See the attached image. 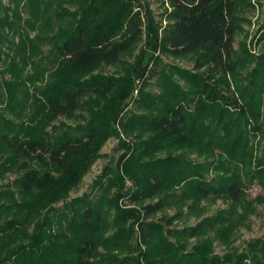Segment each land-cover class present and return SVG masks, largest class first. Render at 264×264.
Masks as SVG:
<instances>
[{
  "label": "trees",
  "instance_id": "16d2710c",
  "mask_svg": "<svg viewBox=\"0 0 264 264\" xmlns=\"http://www.w3.org/2000/svg\"><path fill=\"white\" fill-rule=\"evenodd\" d=\"M55 1L8 0L4 5L0 0V50L5 44L13 50L0 76L8 72L16 80L26 66L33 69L21 81L29 116L0 128V177L20 172L19 199L0 193V264H128L121 255L130 250L135 227L145 246L137 264H264V240L250 243L246 252L213 253L214 240L228 246L242 220L235 208L169 231L175 241L162 225L147 221L176 203L196 218L207 198L234 206L253 183L264 200V145L257 153L264 138V54L247 83L240 82L242 63L234 56L239 0H167L172 23L164 31L161 51L194 56L193 70L172 68L162 77L160 93L144 94L142 108L125 119L131 78L84 77L100 65H114L130 48L139 30L128 19L132 0L67 1L78 7V18L55 9ZM35 25L40 30L30 38ZM43 43L50 45L47 56H42ZM39 81L43 87L35 86ZM13 83L5 82L9 103ZM97 98L104 103L84 125L47 130L59 117L72 118L88 101L96 104ZM118 126L125 136L137 133L117 165L131 182V189L121 194L141 209H117L116 230L106 235L110 225L102 199L77 198L60 212L50 206L76 187ZM188 153L201 160L189 159ZM27 160L37 167L30 168ZM109 185L122 189L120 183ZM156 197V203L144 204ZM128 218L134 223L125 229ZM190 238L195 243L188 250Z\"/></svg>",
  "mask_w": 264,
  "mask_h": 264
},
{
  "label": "rangeland",
  "instance_id": "374dc122",
  "mask_svg": "<svg viewBox=\"0 0 264 264\" xmlns=\"http://www.w3.org/2000/svg\"><path fill=\"white\" fill-rule=\"evenodd\" d=\"M1 1L4 5L8 4V0ZM67 1L70 0L63 2L57 0L53 2V5L59 11L76 13L78 18V7ZM131 5L128 19L129 22L136 23L139 30L131 38L130 48L114 65H100L84 77H113L119 79V81L126 77L131 78L133 90L123 106L122 119L136 112L138 108H142V105L139 104V99L144 94L156 96L160 93L164 74H168L175 67L191 71L193 70L195 59L191 55L173 56L161 51L159 44L164 36V31L172 23V19L169 18L172 8L167 0H132ZM26 12V10L22 12V17L25 20L28 19ZM234 18L237 26L234 39V56H237L242 63V68L238 70V79L243 84H246L250 78L249 74L255 67L259 57L264 54V0H239ZM35 27L37 30H34V28L28 31L30 38L38 35L40 27L39 25H35ZM46 33L44 31L43 35L48 38ZM48 34L51 36L53 32L48 31ZM40 49L42 56H47L50 45L43 43ZM12 53L13 50H10L6 44L0 50V74H3L5 69L8 68ZM37 60V58L33 59L34 62ZM142 69H144L143 72ZM32 72V65H28L23 69L20 79L17 78L15 80L8 72L0 76V83H3L1 91L4 93V96L0 99V118H2V120L0 119V128L5 127V123H7L5 129L11 125L12 127L16 126L20 122H24L29 116L30 103L22 95L21 88L23 86L21 81L27 75H31ZM10 81L14 82V99L10 100L9 103L5 82ZM35 86L43 87V82L39 81ZM28 89L32 90V86L29 85ZM103 103L104 101L99 98H97L96 104L88 101V103L76 110L72 118L59 117L47 127V130L50 131L51 128L56 127L57 132H62L64 129L72 130L76 126L84 125L90 118L91 113L99 109ZM135 135L137 133L125 136L121 132L120 127H116L115 132L102 144L97 159L83 175L76 187L68 192L63 199L50 207L60 212L66 204L77 198H86L93 202L100 198L103 201L102 208L110 225L106 235L113 233L116 230L114 223L117 221V209H141L140 204L130 202L127 196L121 194L131 189V182L122 175L120 167L118 168L117 165L121 156L127 153L128 146L134 142L133 137ZM259 142L258 155L261 154L263 149L264 138ZM188 158L193 161L201 160L195 153H188ZM27 163L30 168L37 167L32 160H27ZM52 173L56 175V172ZM19 176L20 172L15 170L4 173L0 177V193L10 195L15 200L19 199V191L16 186V180ZM110 183H120L122 189L119 190L115 186H107ZM244 195L243 200L234 206L231 201L207 198L201 202L200 207L203 209V214L197 218L188 216L187 207L181 203H176L170 207H165L154 216L149 217L147 221L162 225L163 232L168 239L175 241L169 231L195 226L204 217H212L218 211L235 208V212L241 215L242 220L230 237L228 246L218 240H214L213 253L223 256L230 252H246L250 243L256 240H264V200H259L263 195V191L256 183L246 188ZM159 198L146 200L144 204H154ZM46 209L42 210L39 219H43ZM53 212L51 210L48 213L49 217H51ZM172 217H174V220L169 222ZM133 223V219L128 218L125 223V229ZM32 232L33 226L29 228L28 235H31ZM210 236L212 237V235ZM194 243L195 239L190 238L187 242L188 250ZM129 244L130 250L122 254L121 258H125L129 262L128 264H137L139 255L145 251V246L137 231V227L132 233Z\"/></svg>",
  "mask_w": 264,
  "mask_h": 264
}]
</instances>
